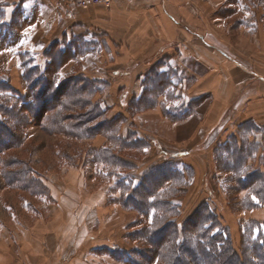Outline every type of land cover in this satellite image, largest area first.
Masks as SVG:
<instances>
[{
  "label": "rangeland",
  "instance_id": "374dc122",
  "mask_svg": "<svg viewBox=\"0 0 264 264\" xmlns=\"http://www.w3.org/2000/svg\"><path fill=\"white\" fill-rule=\"evenodd\" d=\"M112 3L90 5L109 7ZM25 5L24 0H0V78L9 80L14 88L31 96L28 84L23 79L22 61L27 58L28 65H33L37 63L38 57L40 66L45 68L42 53L46 46L60 40L30 41L25 33L22 34V29L31 21L22 18L25 10L30 19L27 13L28 8L31 11L30 5ZM185 5L191 12L192 20H197V27L200 25L201 29L211 30L221 44L223 54L234 56L248 69L236 75L240 83L231 100L228 99V103L224 102L225 105H222L214 92L206 91L205 87L213 79L227 75L232 67L224 61V65L219 68L217 62V71L212 72L209 61L190 57V72H180L174 79L176 88L171 89L172 95L161 97L162 101L173 106V118L160 106L159 99L156 103L151 100L156 95L154 92L152 95H145L146 99L150 98L146 105L130 109L129 102L135 96L131 93L132 89L127 87L130 80L118 79L110 73L114 67L132 64L123 63L122 58H118V46L121 43L114 41L118 45L116 49H112L115 53L104 58L103 66L96 63L100 58L93 59L94 64L92 60L90 63L80 60L88 51L94 50L92 43L89 45L91 48L82 46L79 47L81 50L75 49L73 56L63 63V68L58 72L53 66L50 75L56 76L58 80L71 74L91 77L96 75L108 82V87L93 99H102V106L109 109V117L118 114L124 116L121 121H116V124L122 123L124 135L125 131L126 134L137 133L138 138H132L133 142L143 140L124 148L112 145L113 150L120 155V160L128 166L116 165L110 168L93 160L95 150L110 144L104 134L96 133L89 138H78L69 135L66 130L51 131L50 126L45 122L43 125L41 119H29L23 127L25 133L22 143L0 150V225L8 226L13 232L14 227L19 225L56 223V220L58 222L63 219L55 210L62 207L59 203H63L64 199L73 203V210L80 214L79 222L76 218L74 220L81 229L78 240H83L82 230L88 227L93 234L98 235V239L92 243L94 248H80V257L83 259L91 257L89 252L92 255L95 253L87 261L88 264H173L172 252L175 245H165L160 251L156 246L158 243L148 242L142 236V231L151 224L152 216H146L132 205L124 204L122 197L123 194H129L125 189L128 183L124 182L123 186L118 183L128 179V182H134L133 185L139 184L145 174L154 171L155 179L150 183L153 186L162 179L163 176L160 175L165 170L164 166L172 163L179 171H184L183 176L187 179L181 184L189 185V188L171 189L167 192V197L180 206L178 215L170 217V220L177 221L180 232L190 218L194 219L196 214L202 215L210 210L229 229L239 252L243 238L248 243L263 237L264 202L256 195L262 183L257 182L251 186L248 185L250 183L240 184L239 179H247L243 176L245 174L235 172L226 164H239L238 159L233 158L230 153L236 151L234 146L241 148L252 143L255 149L243 163H248L251 170L264 174V82L250 74L252 70H256L264 76V0H185ZM64 40L66 39L61 41ZM208 50L212 55L209 60L214 65V51ZM78 52L82 55H78ZM132 57L135 58V55ZM167 58H158L157 63H166ZM154 59L145 58L144 65ZM182 66L178 68L182 69ZM137 67L142 68L143 64ZM152 70L150 68L146 74ZM96 71L98 72L93 74ZM185 80L191 85V93L204 94L186 102L187 98L180 89V83ZM244 81L246 87L241 89ZM111 85L115 87L110 89ZM0 94L1 97L8 95L5 92ZM109 94H112L111 100L117 102L115 107L111 108L104 103V96ZM9 96L13 98L11 93ZM1 100L3 98H0V102ZM38 104L33 106L36 111L39 110ZM187 104L191 105V109L183 113L182 107L187 109ZM88 109L79 110L78 114H84ZM54 113V110L50 111L48 116L52 117ZM75 113L65 110L66 116L78 117ZM82 118L86 121L89 117ZM83 123L89 127L88 122ZM20 134L19 131L16 136ZM26 169L27 176L48 186L49 194L32 188L28 190L23 181L19 183L14 180L19 173L22 176ZM165 171L163 172L166 173ZM150 192L147 193L151 194ZM54 194L59 195V202H56ZM176 243L177 246L181 244L179 241Z\"/></svg>",
  "mask_w": 264,
  "mask_h": 264
},
{
  "label": "trees",
  "instance_id": "16d2710c",
  "mask_svg": "<svg viewBox=\"0 0 264 264\" xmlns=\"http://www.w3.org/2000/svg\"><path fill=\"white\" fill-rule=\"evenodd\" d=\"M89 45L91 44H87L83 38L78 37L72 41L64 40L51 43L46 46L42 53V57L45 58V68L40 66L38 57L37 63L33 65H28L29 60L24 58L22 61L23 79L28 84L31 96H27L14 88L9 80L0 78V93L8 94L4 97H1L0 94V98H3L0 102V150L21 144L25 133L23 127L27 125L29 119L34 118L35 120L41 119L42 124L47 123L52 129L51 131L53 129L66 130L69 135L78 138H89L96 133L104 134L110 144L95 150V154L92 153L95 156L93 160L106 164L110 168L116 165L128 166L120 160V155L111 146L124 148L136 145L135 143L143 139L133 142L134 139L132 138H138L137 133L130 132L124 135L122 123L116 124V121H121L124 116L118 114L109 117L107 114L109 109L102 106V99L97 101L93 99L96 94L102 93L109 83L102 78L85 74H71L61 80L50 75L53 66L58 72L63 68V63L67 58H71L73 51H76L75 49L81 50L79 47L82 46L86 49L91 48ZM78 55H82V53L78 52ZM32 61L34 62V59ZM159 67L158 64L146 74L143 80L142 93L132 97L129 108L134 109L146 105L150 98L146 99L145 95H152L154 92L156 95H153L151 100L156 103L159 99L160 106L168 116L173 118L171 114L173 106H169L167 101H162L160 98L172 95L171 89L176 88L174 79L180 74V71L173 68L170 71L161 72ZM9 93L13 95V98L9 96ZM37 104L39 106L38 111L33 107ZM186 107L188 108L182 107L183 113L191 109L189 104ZM85 108L89 109L84 114H78L79 110ZM53 110L55 111L54 115L48 116L49 112ZM65 110L69 113L76 112L78 117L66 116ZM82 116L89 118L85 121ZM83 122H88L89 127H86ZM247 128L249 129V127ZM19 131L21 134L17 137L16 133ZM234 147L237 148L236 151L233 150L230 153L233 158L238 159L239 164H226V166L235 172L240 171L245 174L243 176L247 179H239L240 184L247 185L250 183L248 185L251 186L257 182L262 183V187L257 189L256 195L261 202H264V174L261 175L258 170H251L248 163H243L244 159L249 157L255 149L254 145L249 143L241 148H238V145ZM171 164L164 166L166 171H163L166 173L162 171L160 175L163 176L162 179L153 186L150 183L155 179L154 171L145 174L139 184L133 185L134 182H128V179L118 182L119 185L121 184L120 186L128 183V186L125 185V189L129 191V194H123L122 202L132 205L134 209L140 210L146 216H152V222L148 228L142 231V236L148 242L158 243L156 246L160 251L165 245H175L172 252L173 264H264V235L256 242L245 243L247 239L243 238L242 249L239 252V249L234 245L229 229L221 224L210 210L202 215L201 213L196 214L194 219L190 218L185 227L183 226V230L179 231L177 221L170 220V217L178 215L180 206L173 202L172 198L167 197V192L171 189L189 188V185L181 184L187 179L183 176L182 172L184 171H179L174 164ZM29 171L33 173L32 170ZM111 171L113 170L111 169ZM186 171L188 172V170ZM23 174L20 176L19 173L14 180L19 183L23 181L28 190L32 188L40 193L49 194L48 186L44 182L41 184L35 178L27 176V169L25 172L23 171ZM120 179H124V177H120ZM169 183L170 185H166ZM148 191H151V194L147 193ZM178 241L181 242V246L178 245L180 247L176 245Z\"/></svg>",
  "mask_w": 264,
  "mask_h": 264
},
{
  "label": "crops",
  "instance_id": "0c3cea01",
  "mask_svg": "<svg viewBox=\"0 0 264 264\" xmlns=\"http://www.w3.org/2000/svg\"><path fill=\"white\" fill-rule=\"evenodd\" d=\"M24 4L30 5L31 11L27 9L30 19L25 10L22 18L31 21L22 29V34L25 33L30 41H72L75 37L83 38L87 43H92L94 48L88 51L86 56L80 57V60L86 63L92 60L94 64L95 58H100L96 63L105 65L104 58L115 53L112 49H116L118 45L114 41H119L121 45L118 46V58H122L123 63L132 64L114 67L110 73L118 79L130 80L127 87L132 89L131 93L136 96L142 93L146 71L160 63H157L158 58L168 57L166 63L159 64L161 72L177 68L185 74L191 70L188 64L190 57L209 61L212 72L217 71V62L221 68L225 61L232 67L229 73L221 76L222 78L213 79V82H208L207 88L205 87L206 91L214 92V96L220 99L222 105H225L224 102L228 103V99L231 100L236 93L240 83L236 75L248 70L234 56L223 54L222 46L211 30L195 25L197 20H192L185 0H114L109 7L78 6L70 0H24ZM59 27L61 28L58 29ZM108 31L110 33H107ZM208 49L214 51V61L211 60L214 65L209 60L212 55ZM132 55H135V58ZM147 57L155 59L144 65ZM140 58H143L142 61H138ZM140 64H143L142 68L137 67ZM180 66L182 69L178 68ZM250 74L264 82V76L259 71L252 70ZM243 83L241 89L246 87V82ZM113 87L115 86L111 85L110 89ZM180 89L187 98L186 102L204 94L191 93V85L186 80L180 83ZM111 97L112 94H109L104 96L103 100L112 108L117 102L111 100ZM55 199L59 202V195ZM62 202L59 203V206H62L60 209H54L60 217L63 216V219L58 222L56 220V223L19 225L14 227L13 232L8 226L0 225V264H88L87 261L95 253L92 255V252H89L91 257L83 259L80 257V248H94L92 243L98 239V235L93 234L88 227L82 230L84 235L80 242L78 235L81 229L74 221L75 218L78 220L80 214L73 210V203L64 199ZM11 233L13 236H10Z\"/></svg>",
  "mask_w": 264,
  "mask_h": 264
},
{
  "label": "built area",
  "instance_id": "2783aa9c",
  "mask_svg": "<svg viewBox=\"0 0 264 264\" xmlns=\"http://www.w3.org/2000/svg\"><path fill=\"white\" fill-rule=\"evenodd\" d=\"M70 1H73L81 6H88L90 4H99V3L109 5L112 3V0H70Z\"/></svg>",
  "mask_w": 264,
  "mask_h": 264
},
{
  "label": "snow or ice",
  "instance_id": "6c2138e0",
  "mask_svg": "<svg viewBox=\"0 0 264 264\" xmlns=\"http://www.w3.org/2000/svg\"><path fill=\"white\" fill-rule=\"evenodd\" d=\"M25 7H27V5H25Z\"/></svg>",
  "mask_w": 264,
  "mask_h": 264
}]
</instances>
